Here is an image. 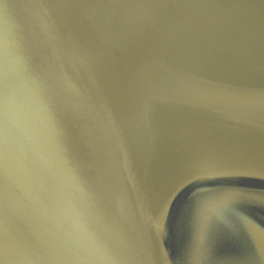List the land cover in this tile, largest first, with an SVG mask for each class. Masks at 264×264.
I'll use <instances>...</instances> for the list:
<instances>
[{
    "label": "water",
    "instance_id": "1",
    "mask_svg": "<svg viewBox=\"0 0 264 264\" xmlns=\"http://www.w3.org/2000/svg\"><path fill=\"white\" fill-rule=\"evenodd\" d=\"M0 264H264V0H0Z\"/></svg>",
    "mask_w": 264,
    "mask_h": 264
}]
</instances>
